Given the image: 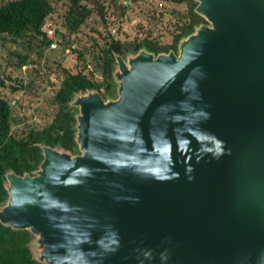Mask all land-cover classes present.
I'll return each instance as SVG.
<instances>
[{"label": "water", "instance_id": "1", "mask_svg": "<svg viewBox=\"0 0 264 264\" xmlns=\"http://www.w3.org/2000/svg\"><path fill=\"white\" fill-rule=\"evenodd\" d=\"M195 1L212 28L178 56L119 60L116 103L75 95L80 155L6 174L0 223L48 264H264V0Z\"/></svg>", "mask_w": 264, "mask_h": 264}, {"label": "trees", "instance_id": "2", "mask_svg": "<svg viewBox=\"0 0 264 264\" xmlns=\"http://www.w3.org/2000/svg\"><path fill=\"white\" fill-rule=\"evenodd\" d=\"M166 1L185 6L183 17L173 24L171 43L162 45L155 40L145 38L125 45L112 37L104 44V47L99 48L101 61L99 82L90 79L83 72L86 67L85 51L73 49L79 64L74 66L72 71H68L57 83H52L51 78L50 82L47 81L52 85L54 95L51 103L56 107V112L52 120L44 126L28 124L23 134L16 136L11 131L12 107L0 97V207L4 206L8 200L5 187L6 174L13 172L23 176L25 173L32 174L36 171L43 160L41 146L61 149L73 156L81 154L76 142L78 109L70 107V103L75 95L87 91L98 92L103 99L115 95L113 69L116 55L135 53L142 49L155 56L169 52L177 54L178 45L182 39L191 35L197 27L208 25L207 21L195 12L197 6L195 0ZM90 6H93L104 19L105 13L99 0H69L68 8L61 16V26L65 34L56 33L60 41L59 45L62 42L70 45L69 38L78 33L80 27L91 15ZM52 13L50 0H0V42L4 43L11 39L12 42L17 43L21 39L40 37L41 42L49 46L51 41L42 28L50 22ZM19 58L22 62L26 60V57ZM4 87L5 81L0 73V89ZM32 240L33 236L29 231L13 230L0 223V264H40L31 252Z\"/></svg>", "mask_w": 264, "mask_h": 264}, {"label": "rangeland", "instance_id": "3", "mask_svg": "<svg viewBox=\"0 0 264 264\" xmlns=\"http://www.w3.org/2000/svg\"><path fill=\"white\" fill-rule=\"evenodd\" d=\"M50 2L53 13L49 21L56 26V33L65 34L61 26V16L67 10L69 0ZM99 4L103 6L104 19L93 6H90L91 15L78 33L69 38V46L68 43L62 42L55 50H51L41 42L40 37L21 39L17 43L11 39L4 43L0 42V73L5 81V87L0 89V97L12 107L11 131L16 136L23 134L28 124L42 127L52 120L56 107L51 103L54 94L49 79L51 78L52 83H57L79 64L74 48L85 51L84 74L99 82L101 80L99 48L104 47L112 37L125 45L145 38L162 45L170 44L173 24L185 13L184 5L178 6L166 0H99ZM107 23L109 25H106ZM207 27L212 28L211 24ZM46 28L47 26H44V29ZM54 39L57 40V36ZM140 53L142 52L116 55L113 69L115 95L103 99L106 103L110 100L115 103L120 100L121 90L116 84V81L119 83L117 79L120 75L118 61L122 60L129 65V59L137 58ZM19 57H26V60L22 62ZM32 236L30 249L34 259L40 264H48L44 256L46 250L44 241L38 236Z\"/></svg>", "mask_w": 264, "mask_h": 264}, {"label": "built area", "instance_id": "4", "mask_svg": "<svg viewBox=\"0 0 264 264\" xmlns=\"http://www.w3.org/2000/svg\"><path fill=\"white\" fill-rule=\"evenodd\" d=\"M44 26H47L46 29H44ZM42 28V31L45 33L46 37L51 41V43L49 44V48L51 50H55L58 45H59V40H55L54 37L57 36L56 35V26L53 23H46Z\"/></svg>", "mask_w": 264, "mask_h": 264}]
</instances>
